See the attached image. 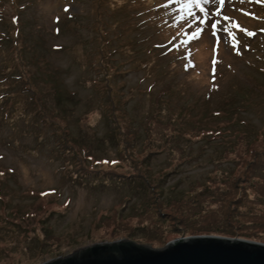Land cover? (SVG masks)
<instances>
[{
    "label": "rangeland",
    "instance_id": "374dc122",
    "mask_svg": "<svg viewBox=\"0 0 264 264\" xmlns=\"http://www.w3.org/2000/svg\"><path fill=\"white\" fill-rule=\"evenodd\" d=\"M0 59V264L264 242V0H0Z\"/></svg>",
    "mask_w": 264,
    "mask_h": 264
},
{
    "label": "water",
    "instance_id": "95a60500",
    "mask_svg": "<svg viewBox=\"0 0 264 264\" xmlns=\"http://www.w3.org/2000/svg\"><path fill=\"white\" fill-rule=\"evenodd\" d=\"M40 264H264V242L200 234L154 247L121 238L86 244Z\"/></svg>",
    "mask_w": 264,
    "mask_h": 264
},
{
    "label": "trees",
    "instance_id": "16d2710c",
    "mask_svg": "<svg viewBox=\"0 0 264 264\" xmlns=\"http://www.w3.org/2000/svg\"><path fill=\"white\" fill-rule=\"evenodd\" d=\"M67 8H68V6H67ZM69 16L70 17H73V16H76L75 15V13H70L69 14ZM1 19H2V17H1ZM0 62H1V59H0ZM1 64H3V63H1ZM5 67H8L7 65H4L3 64V66H1V69H0V73H1V70L2 69H4ZM9 67H11V66H9ZM20 75V76H17V75ZM15 77H19V78H15ZM21 78V74L18 72V70L14 67L13 69H12V71H9V72H6V74L4 75V76H2L1 77V75H0V79H1V81L2 80H4V81H8V80H11V81H13V80H15V79H20ZM5 92H7V91H5ZM5 92H1V95H3V93H5ZM110 120H112V121H114L113 119H110ZM109 120V122H110V124H109V127L111 126V124H112V122ZM110 130H111V128H110ZM114 136H112L113 137V141H115L116 142V140H117V137H118V132H117V129H116V131L114 130ZM105 161V160H104ZM103 162V161H102ZM108 162H110V163H112V164H116L117 162H118V160L117 159H113V160H109ZM108 162H106V163H108ZM97 163H100V162H97ZM143 181V180H142Z\"/></svg>",
    "mask_w": 264,
    "mask_h": 264
}]
</instances>
